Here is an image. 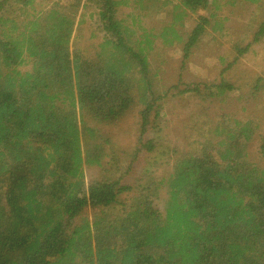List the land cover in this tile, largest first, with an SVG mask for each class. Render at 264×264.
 Segmentation results:
<instances>
[{
    "label": "trees",
    "instance_id": "16d2710c",
    "mask_svg": "<svg viewBox=\"0 0 264 264\" xmlns=\"http://www.w3.org/2000/svg\"><path fill=\"white\" fill-rule=\"evenodd\" d=\"M241 5L247 24L234 58L219 57V81L173 87L222 100L264 94L261 74L223 77L264 39V0H0V264H264L262 118L204 122L170 172L152 136L170 103L152 56L180 47L185 66L207 38L227 35V12ZM89 7L102 40L88 53L73 37ZM100 125L136 144L124 175L85 189L87 165L110 168L127 151L104 139L85 151ZM257 137L263 165L250 152ZM146 160L138 184L127 181ZM89 206L101 214L90 218Z\"/></svg>",
    "mask_w": 264,
    "mask_h": 264
},
{
    "label": "rangeland",
    "instance_id": "374dc122",
    "mask_svg": "<svg viewBox=\"0 0 264 264\" xmlns=\"http://www.w3.org/2000/svg\"><path fill=\"white\" fill-rule=\"evenodd\" d=\"M248 6L241 5L233 9L231 13L227 12V16L230 15L229 22L231 30L227 33L225 37H218L214 42L210 38H207L205 44L201 45L197 50H194L192 58L190 61L186 62L183 66V55L181 48L171 49L169 52L161 56H152L151 61L154 67L160 75V83L158 84L157 90H166L167 93L166 106L162 109L165 111V118L163 122H159L157 127H153L155 130L152 136L158 141L159 147L156 149V153H163L162 156L164 160L170 159L169 164L165 165V172H170L174 160L181 155V152L187 149V143L190 136L201 135V131H204V122L209 120H218L219 114L222 112L232 113L236 117L245 118L248 114H258L262 118V129L264 128V94L258 97L250 99H239L240 93L242 91H232L227 98L224 100L216 98L211 95H198V94H179L178 96H173L178 93L177 89L173 87L180 85L181 88L189 86L194 81L197 82H213L219 81L220 73L223 68V64L219 59L220 55L223 54L230 60L234 58V52L231 49V44L235 36H241L244 32V26L247 24V19L245 15L247 14L246 8ZM232 9V8H230ZM94 7H89L87 9H82L78 18L80 24H78L73 37L74 48H81L88 52L93 51L95 46L102 40L101 34L98 33L97 27L94 23V17H92V11ZM21 11H17L16 14L12 13V17L20 16ZM21 21L22 17H18ZM195 25V20L190 19L186 27H182L180 30L186 32L189 28H193ZM236 41V40H235ZM201 49V50H200ZM247 72L244 75V72ZM254 74L262 75L264 77V39L257 44L253 51L247 56L243 57L236 66L229 68L223 75V77L231 82L237 83V79L243 77L242 80L239 79V84L244 83L248 79H251ZM248 90V88H245ZM243 90V94H244ZM264 93V92H263ZM174 100L171 103V100ZM245 108V109H244ZM200 115V118H196ZM86 121L88 125L96 127L97 125L89 122V117L87 116ZM126 123H129L128 121ZM157 128V129H156ZM85 127H82L84 131ZM96 131L95 137L86 135L84 137V150L90 149L95 146V142L98 140H111L109 141L111 145L117 144L119 147L127 146V151L117 152L111 155L110 162L111 167L106 165L105 169L98 166H89L85 168V189H88L90 184L96 180L103 178L117 179L124 175V165L131 162L132 155L129 150L132 149V145H135L136 137L128 135V133L123 132L120 134L117 129L109 126H98L94 128ZM215 141V140H213ZM258 142L259 137L250 146L251 154L260 162L258 153ZM214 143V142H213ZM107 145L110 144L107 142ZM154 155L155 153H151ZM170 156V157H168ZM113 160L116 163H113ZM148 160V158H147ZM147 160L144 165L139 164L135 167L134 172L130 178L126 180L132 182L139 177L140 170L146 165ZM116 164L117 167H114ZM123 166V167H120ZM109 171V172H108ZM137 174V175H136ZM159 175L164 174L163 171H158ZM138 184V180H136ZM165 195L166 189H162ZM125 196H121V200H124ZM121 205L117 204V208L111 210L112 219L116 216L122 214ZM101 209L99 207L94 208L89 206L86 209V214L90 218H94L95 215L101 214ZM109 212V213H111Z\"/></svg>",
    "mask_w": 264,
    "mask_h": 264
}]
</instances>
